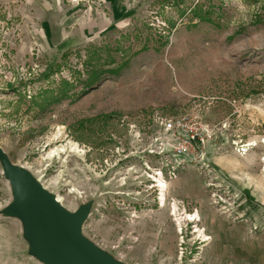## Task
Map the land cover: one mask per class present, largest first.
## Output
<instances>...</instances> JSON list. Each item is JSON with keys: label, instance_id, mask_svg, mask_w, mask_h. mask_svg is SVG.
Listing matches in <instances>:
<instances>
[{"label": "rangeland", "instance_id": "rangeland-1", "mask_svg": "<svg viewBox=\"0 0 264 264\" xmlns=\"http://www.w3.org/2000/svg\"><path fill=\"white\" fill-rule=\"evenodd\" d=\"M0 149L121 264H264V0H0ZM12 205L0 161V264H45Z\"/></svg>", "mask_w": 264, "mask_h": 264}, {"label": "water", "instance_id": "water-1", "mask_svg": "<svg viewBox=\"0 0 264 264\" xmlns=\"http://www.w3.org/2000/svg\"><path fill=\"white\" fill-rule=\"evenodd\" d=\"M0 161L12 189L11 210L21 219L32 252L45 264H121L82 236L84 208L67 211L27 171L12 165L1 149Z\"/></svg>", "mask_w": 264, "mask_h": 264}, {"label": "built area", "instance_id": "built-area-1", "mask_svg": "<svg viewBox=\"0 0 264 264\" xmlns=\"http://www.w3.org/2000/svg\"><path fill=\"white\" fill-rule=\"evenodd\" d=\"M159 125L162 126L165 132H172L174 135L177 134L178 142L175 146L176 152L180 154H185L189 151L191 143L196 140L202 139V136L198 133L201 131L200 127H196L195 131H190V134L183 135L179 132V129L183 127V119L174 120L173 118L157 117Z\"/></svg>", "mask_w": 264, "mask_h": 264}, {"label": "trees", "instance_id": "trees-1", "mask_svg": "<svg viewBox=\"0 0 264 264\" xmlns=\"http://www.w3.org/2000/svg\"><path fill=\"white\" fill-rule=\"evenodd\" d=\"M197 3H195L193 5V7L190 8V11L192 10L194 12V14L196 16H199L201 19H206L209 20L210 16L205 14L204 11L200 10L199 6L196 5ZM119 66L117 65L116 67H112L107 69L106 71H108L111 74H114L116 72H118ZM102 73V69H98V68H93L90 72H88V79L86 81V84L89 86L91 85L94 81H96ZM246 194H248V191H246Z\"/></svg>", "mask_w": 264, "mask_h": 264}, {"label": "bare ground", "instance_id": "bare-ground-1", "mask_svg": "<svg viewBox=\"0 0 264 264\" xmlns=\"http://www.w3.org/2000/svg\"><path fill=\"white\" fill-rule=\"evenodd\" d=\"M263 160H264V158H263ZM161 186L163 187L164 184H161ZM187 218L190 220H195V219L198 220V214L197 213H194L193 215L189 214V215H187Z\"/></svg>", "mask_w": 264, "mask_h": 264}]
</instances>
